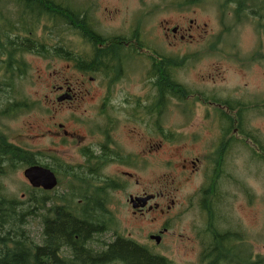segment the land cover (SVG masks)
Here are the masks:
<instances>
[{
    "label": "flooded vegetation",
    "instance_id": "af4514ba",
    "mask_svg": "<svg viewBox=\"0 0 264 264\" xmlns=\"http://www.w3.org/2000/svg\"><path fill=\"white\" fill-rule=\"evenodd\" d=\"M104 1L0 0L4 70L21 77L28 57L42 59L51 79L45 131L37 126L33 149L15 143L34 157L24 170L47 167L57 186L29 187L51 214L91 227L80 264H131L104 259L122 241L161 264H264V233L245 222L258 198L237 173L264 167L248 120L264 114L263 94L255 75L227 89L219 63L197 68L229 58L263 78L264 37L254 52L226 41L238 0Z\"/></svg>",
    "mask_w": 264,
    "mask_h": 264
},
{
    "label": "trees",
    "instance_id": "16d2710c",
    "mask_svg": "<svg viewBox=\"0 0 264 264\" xmlns=\"http://www.w3.org/2000/svg\"><path fill=\"white\" fill-rule=\"evenodd\" d=\"M238 5L232 11L235 22L251 21L260 37H264V0H238ZM6 62L0 60V264H80L89 253L85 241L90 237L91 227L70 217L61 216L62 219L54 224L46 218L39 243L26 229L27 218L34 214L47 216V197L38 195L31 187L24 196L13 194L2 182V177L35 163L32 152L17 145L1 122L16 117L29 106L15 96V92L19 93L15 80L20 76L6 72ZM65 245L73 246L75 258L65 254ZM111 255L128 259L131 264H161L130 248L124 241L117 242L103 254L104 259Z\"/></svg>",
    "mask_w": 264,
    "mask_h": 264
},
{
    "label": "rangeland",
    "instance_id": "374dc122",
    "mask_svg": "<svg viewBox=\"0 0 264 264\" xmlns=\"http://www.w3.org/2000/svg\"><path fill=\"white\" fill-rule=\"evenodd\" d=\"M106 2H108V0L103 3ZM213 14V12H206L203 10L196 12L198 21L203 22L207 20L209 22V28H211L212 31H215L220 29V24L217 18L212 17ZM226 23L231 26V31L226 36V41L230 40L232 42L231 47L235 52H254L257 49L260 43V35L251 21L234 25V20L231 19L229 22L226 21ZM221 51H225V48L221 47ZM228 59H206L198 64L197 68H207L208 64L212 62L219 63L215 68V73L216 76L219 73H222L223 75L219 76L217 80L220 81L223 79V83L225 84L224 87L227 89H233L238 84L240 86L242 85V80L249 79L255 75L258 85V89L255 91H259L264 97V76L263 78L260 77L262 68L260 69L258 66H250L247 68V74H244L239 69L238 64L236 65L233 60ZM27 60L33 65H31L27 74L19 77V79L16 78V90L19 91V93L15 92V95L19 100H25L29 106L16 117L2 119L1 122L7 128L9 133L12 134L14 142L26 146L29 149H33V146L37 144V141L32 137V134L39 133V131H37V126L40 125L41 130L47 127V95L50 92L49 85L51 79L46 73H44L48 65L47 61L42 59L31 60L30 57H28ZM257 68L258 72L254 73L253 71ZM194 73L195 74L193 75L196 77V72ZM248 120L250 121V124L259 127L264 140V114L255 110L251 111L248 114ZM44 131L45 130H43V132ZM44 144L47 145V140L44 141ZM160 169V167H155L153 164V177L154 173L160 171ZM23 171L24 168L22 167L9 175L2 177V182L10 193L21 196L26 193V190H28L27 188L30 185L25 178ZM237 173L238 176H242L246 179L251 193L258 198L254 206L248 204V208L245 212L247 230L249 233H254L255 231H262L264 233V167L259 171L250 169L248 171H243L241 169L237 171ZM125 212L126 211L123 210V213ZM26 227L30 235L40 242L42 236V226L40 221L31 218L28 224H26Z\"/></svg>",
    "mask_w": 264,
    "mask_h": 264
},
{
    "label": "water",
    "instance_id": "95a60500",
    "mask_svg": "<svg viewBox=\"0 0 264 264\" xmlns=\"http://www.w3.org/2000/svg\"><path fill=\"white\" fill-rule=\"evenodd\" d=\"M23 174L34 187H43L46 190H51L57 186L55 174L47 167L32 165L27 167Z\"/></svg>",
    "mask_w": 264,
    "mask_h": 264
},
{
    "label": "bare ground",
    "instance_id": "6f19581e",
    "mask_svg": "<svg viewBox=\"0 0 264 264\" xmlns=\"http://www.w3.org/2000/svg\"><path fill=\"white\" fill-rule=\"evenodd\" d=\"M35 211V210H34ZM48 214H47V216L46 217H42V216H39V215H36V214H34V215H31V217H28L27 218V223L29 222V220L32 218V219H36V220H39L40 221V223H41V226H42V234H43V232H44V230H45V221H46V218H49V221L51 222V223H57V222H59L62 218H61V215H59V214H56V215H53V214H51L50 212H47ZM51 218H54L55 220H53V219H51ZM41 241H42V238H41ZM40 241V242H41ZM39 242V241H38ZM39 242V243H40Z\"/></svg>",
    "mask_w": 264,
    "mask_h": 264
}]
</instances>
